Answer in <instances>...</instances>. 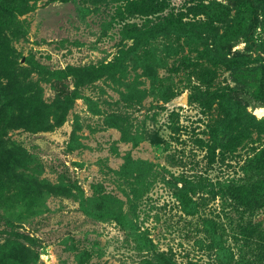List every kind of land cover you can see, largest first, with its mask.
Returning a JSON list of instances; mask_svg holds the SVG:
<instances>
[{"label": "rangeland", "instance_id": "rangeland-1", "mask_svg": "<svg viewBox=\"0 0 264 264\" xmlns=\"http://www.w3.org/2000/svg\"><path fill=\"white\" fill-rule=\"evenodd\" d=\"M0 0V264H264V0Z\"/></svg>", "mask_w": 264, "mask_h": 264}, {"label": "trees", "instance_id": "trees-1", "mask_svg": "<svg viewBox=\"0 0 264 264\" xmlns=\"http://www.w3.org/2000/svg\"><path fill=\"white\" fill-rule=\"evenodd\" d=\"M248 4L250 6V15H251L250 27L255 28L259 20L258 6H256L252 0H248Z\"/></svg>", "mask_w": 264, "mask_h": 264}, {"label": "bare ground", "instance_id": "bare-ground-1", "mask_svg": "<svg viewBox=\"0 0 264 264\" xmlns=\"http://www.w3.org/2000/svg\"><path fill=\"white\" fill-rule=\"evenodd\" d=\"M255 112H257L259 116H264V107L257 108Z\"/></svg>", "mask_w": 264, "mask_h": 264}]
</instances>
